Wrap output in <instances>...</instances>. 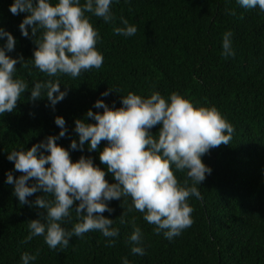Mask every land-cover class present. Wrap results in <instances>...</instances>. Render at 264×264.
I'll list each match as a JSON object with an SVG mask.
<instances>
[{
	"label": "trees",
	"instance_id": "1",
	"mask_svg": "<svg viewBox=\"0 0 264 264\" xmlns=\"http://www.w3.org/2000/svg\"><path fill=\"white\" fill-rule=\"evenodd\" d=\"M13 3L0 0V28L16 40L14 50L6 54L23 56L28 64L24 68L18 62L13 74L28 88L12 113L0 115V264H23L25 252L39 253L30 264H123L125 258L129 264H264V11L259 6L245 8L239 0H113L112 22L85 13L99 34L96 48L104 57L102 67L73 78L68 74L50 77L35 67V39L42 38L43 30L34 38L29 26V36L24 37L19 25L28 13L12 14ZM85 3L80 0L81 5ZM121 17L137 28L135 35L114 32V28L125 27ZM226 32L232 33L234 56L223 55ZM6 43L7 37L0 38V48ZM48 80H58L61 91L68 92L54 107L46 98V88L41 99H29L35 83ZM109 89L113 91L107 97L101 95ZM130 92L143 98L159 92L169 103L171 94L178 93L197 107L217 108L234 128L229 145L202 157L212 172L202 185H195L202 199L188 198L192 225L172 239L164 231L156 234V226L144 220V213L126 196L108 202L114 211L103 214L113 220L111 227L119 230L118 236L109 238L93 230L73 236L67 248L55 250L47 246L44 236L21 243L30 234V220L39 219L40 212L46 215V210L19 204L14 185L6 181L9 171L15 178L22 173L15 171L8 155L26 151L48 136H58L61 128L55 118L62 116L67 133L57 144L70 151L73 162L81 156L91 157L107 173L99 159L107 141L95 151H89L87 143L82 151L71 149L72 140L78 142L75 121L95 123L86 114L89 109L104 111L94 107L97 100L120 108L122 96ZM161 127L150 131L156 136ZM173 170L182 186H194L187 170ZM106 179L116 182L111 173ZM28 183L31 186L35 181ZM39 195L43 193L28 199L34 202ZM133 220L141 229L143 255L132 253ZM78 222L73 209L62 227L72 231Z\"/></svg>",
	"mask_w": 264,
	"mask_h": 264
},
{
	"label": "clouds",
	"instance_id": "2",
	"mask_svg": "<svg viewBox=\"0 0 264 264\" xmlns=\"http://www.w3.org/2000/svg\"><path fill=\"white\" fill-rule=\"evenodd\" d=\"M112 2L86 0L81 5L80 0H59L56 4L51 0H38L35 4L33 0H14L10 12L14 15L28 13L19 25L24 37L29 36V26L34 38L43 30L42 38L35 39V67L50 77L68 74L76 78L83 71L101 68L104 62L103 55L96 48L98 31L85 13L102 17L106 23L112 22ZM239 3L245 8L259 6L264 11V0H239ZM121 23L125 27L114 28L116 34H136L137 28L129 25L123 17ZM231 36V32H226L223 37L225 56H234ZM2 37H7V43L0 48V115L12 113L21 94L28 88L23 80L13 78L18 62L21 67H28L23 56L12 58L6 54L14 50L15 38L0 28ZM45 88L46 98L53 107L68 94L67 89L61 91L58 80H48L35 83L29 99H41ZM110 91L113 90L101 95L107 97ZM122 105L110 108L104 100H97L94 107L104 111L88 110L86 117L94 119L95 123L76 119L78 142L73 139L70 145L72 150L82 151L87 143L88 150L95 151L102 141H107L99 159L106 166L107 173L113 175L115 183H109L107 173L94 165L91 157L81 156L73 162L70 151L57 144V140L67 133L62 116L55 118L56 125L61 128L58 136H48L26 151H12L8 155V160L14 162L15 171L22 173L15 178L9 171L6 181L14 185L13 195L19 204L46 210V215L40 212L39 219L30 220V234L21 243H27L33 236H44L47 246L55 250L58 246L67 248L73 236L82 237L93 230L109 238L118 236L119 230L111 227L113 220L103 214L114 211L108 202L126 196L132 198L137 211L144 213V220L156 226V234L164 231L165 237L172 239L192 225L193 208L187 202L188 198L195 195L202 199L195 185H202L212 172L202 157L214 148L229 145L233 126L217 108L197 107L190 99L175 92L170 96V103L159 92L148 98L130 92L122 96ZM157 125L162 127L154 136L150 130ZM173 168L187 170L194 186H182ZM30 180L35 181L31 186ZM38 192L43 195L30 202L28 198ZM44 194H50L53 199H46ZM73 209L80 222L72 231H67L62 223L70 218ZM133 226L130 241L135 246L132 253L143 255L141 229L135 226L134 220ZM38 254L23 253V264H30ZM123 264H129L127 258Z\"/></svg>",
	"mask_w": 264,
	"mask_h": 264
}]
</instances>
